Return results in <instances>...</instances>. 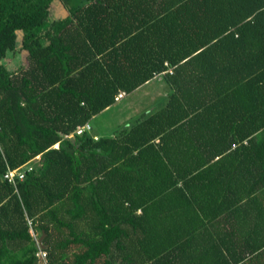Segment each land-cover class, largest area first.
<instances>
[{"label": "trees", "instance_id": "obj_1", "mask_svg": "<svg viewBox=\"0 0 264 264\" xmlns=\"http://www.w3.org/2000/svg\"><path fill=\"white\" fill-rule=\"evenodd\" d=\"M0 264H264V0H0Z\"/></svg>", "mask_w": 264, "mask_h": 264}, {"label": "crops", "instance_id": "obj_2", "mask_svg": "<svg viewBox=\"0 0 264 264\" xmlns=\"http://www.w3.org/2000/svg\"><path fill=\"white\" fill-rule=\"evenodd\" d=\"M156 81H153L152 83H150L149 85H153V87L156 85V83H155ZM147 85V84H146ZM146 85H144V87H143V89L142 90H146V91H151V90H153V88H149V85L148 86H146ZM157 88V87H156ZM142 90H140L138 93H136L135 92V94H133V99H134V102H135V104H136V100H137V98H135L134 97V95H139L140 94V92L142 91ZM153 95H151V97H148V99H147V101H145V102H143L141 105H139L140 106V108L142 109V108H144V107H146V106H148V104L147 103H152L156 98H158V97H160L161 95H162V92L158 89L157 90V92L156 91H154L153 90ZM163 95H164V93H163ZM138 97V96H137ZM128 98V97H127ZM127 98H126V101H127ZM123 100H124V98H122ZM122 99H120V100H118L117 101V104L118 105H116V108H119V110H120V112L121 111H123V112H126V113H129V114H133L134 115V113H132V109H134L135 108V106H137V108H138V105L136 104H131L130 102H128L127 101V103H128V105L126 104V101H125V104H121L122 103ZM119 102V103H118ZM132 107V108H131ZM139 109V108H138ZM125 110V111H124ZM136 111H138V110H136ZM102 114V113H101ZM100 114V115H101ZM100 115H98V116H96V117H94V118H92L91 119V121L89 122V125L91 126V129H93L92 130V133H90V134H92L93 136H94V138H96L97 137V139L99 138V137H105V136H113V135H115L116 134V132L118 131V129H117V125H120V126H126V125H128V122L130 121V119H131V117H129V115H126L125 117H123L122 115H120L119 117L120 118H118L117 119V121H115V123L112 125V124H110L109 122H105L104 123V125H102L101 127L100 126H97V124L99 123V122H96L97 120H98V118L100 117ZM106 120V119H105ZM126 120V123H123L124 121ZM91 123V124H90ZM96 125V126H95ZM116 129V130H115ZM103 134H105V135H103Z\"/></svg>", "mask_w": 264, "mask_h": 264}, {"label": "rangeland", "instance_id": "obj_3", "mask_svg": "<svg viewBox=\"0 0 264 264\" xmlns=\"http://www.w3.org/2000/svg\"><path fill=\"white\" fill-rule=\"evenodd\" d=\"M52 13H53V16H55V17H61V16H64L65 10L62 8V6L60 4L55 3V6L52 7ZM6 62H7V66L10 67L14 71H17L19 69H24L27 66L26 53L25 52H21L20 54L17 53L16 57L15 56H13V57L9 56V59ZM149 88L150 89L153 88V90L156 92L158 90V88H156V85L154 87H153V85H149ZM153 90H151L149 92L146 90H142L139 95H134V97L137 98L136 104L141 105L143 102L147 101L148 97H151V95H153V93H154ZM121 97H123V95ZM130 103L135 104L134 99H133V101H130ZM137 109H138L137 106H135L134 111H132V113L136 112ZM96 122H99L97 124V126L101 127L102 125H104L106 120H105V118L100 116ZM123 123H126V120ZM90 128H91V126H90ZM92 130L93 129H90L88 132L92 133ZM103 135H105V134H103ZM38 159H39V157H36L34 160H38ZM31 231L32 230H30V232ZM33 235H35V234H33ZM40 240H41V237H39V238L37 237V241L40 242ZM45 263H46V261H45Z\"/></svg>", "mask_w": 264, "mask_h": 264}, {"label": "built area", "instance_id": "obj_4", "mask_svg": "<svg viewBox=\"0 0 264 264\" xmlns=\"http://www.w3.org/2000/svg\"><path fill=\"white\" fill-rule=\"evenodd\" d=\"M121 96L122 95H120L119 97H121ZM88 129L89 130L91 129L89 124L77 127L76 130L74 131V134L81 135L83 132L89 131ZM24 168H25V165L20 166L19 168H15V169L9 168L7 170V172L4 174V179L7 180L9 183H12L14 185L15 182H16V179L20 180V181L23 180L24 175H25V169ZM27 170H31V167L28 166ZM31 233H32V231H31ZM36 256L41 258V260L43 261L45 259V257H46V253L44 251H42V250H39L36 253Z\"/></svg>", "mask_w": 264, "mask_h": 264}, {"label": "water", "instance_id": "obj_5", "mask_svg": "<svg viewBox=\"0 0 264 264\" xmlns=\"http://www.w3.org/2000/svg\"><path fill=\"white\" fill-rule=\"evenodd\" d=\"M42 238H43V236L41 237V240H42ZM41 240H40V242H41ZM40 242H39V243H40Z\"/></svg>", "mask_w": 264, "mask_h": 264}]
</instances>
